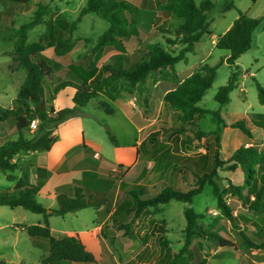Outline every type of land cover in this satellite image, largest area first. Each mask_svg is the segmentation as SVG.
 <instances>
[{
	"label": "rangeland",
	"instance_id": "1",
	"mask_svg": "<svg viewBox=\"0 0 264 264\" xmlns=\"http://www.w3.org/2000/svg\"><path fill=\"white\" fill-rule=\"evenodd\" d=\"M127 1L137 8L133 18L138 29V41L134 37L128 40L121 39L115 44L103 48L99 54L91 52V47L97 36L108 27V22L93 13H86L81 16L70 32L72 46L69 51L60 56H54L51 47L42 51V54L50 59V62L47 63L50 66V75L47 76L48 78L45 77L43 81L44 97L47 103H50L51 98H53L54 105L58 108L71 105V97L80 81L68 70L67 65L90 52L92 63L99 69L102 64L106 63L117 65L121 61V55L131 53L143 42L161 43L173 53L178 51L180 45H167L165 38L174 37L173 30L180 23L181 18L158 10V5L165 0ZM199 1L201 0H194L195 3ZM38 2L46 4V15L43 16L44 22L28 30L27 43L38 40L45 30L46 20L53 18L56 21L55 15L58 14V23H71L85 4V0H29L26 3L0 0V111L13 106V99L16 97L18 88L25 76V70L17 66L12 58L13 40L11 35L14 29L29 21ZM212 2L213 8L206 14L210 34L203 35L195 43L193 51L185 54L186 61H178L173 65V69L180 78L184 77L187 71L192 72L198 64L216 65L215 77L197 105L210 112H218L229 129H232L227 125L230 121L244 119L246 122L248 117H251L253 120H249L247 123L254 129L253 141H256V138L260 139V136L255 129L259 124L264 125L262 120L264 118V105L258 102L255 88V82H257L264 89V27L259 23L253 30L249 49L239 55L234 62L236 68L224 61L219 63L227 51L215 48L212 39L219 35L227 25L230 26V22L233 21L238 12L264 21V0H212ZM227 3H232L233 6L227 10H222V7ZM57 25L56 23L53 27L56 28ZM162 25L165 29L161 28ZM60 32L63 33V37H67L69 33L64 27L60 28ZM83 38H87L88 41ZM140 55L136 56L135 59H139ZM165 72L166 70L152 72L144 83L137 84L132 88L131 94L135 97L134 103L143 111L142 118L135 117L134 109L127 104L130 94L120 90L115 93L113 99H109L105 93H96L81 108L76 116L78 118L63 124L62 122L67 120L65 119L57 124L58 134H61L68 126L80 129L79 137L88 146L81 145L75 156L81 155L86 158L87 161L85 162H88L87 165L90 167H93L94 163L97 162L93 157V152L99 155L101 161L109 165L117 161V154L129 150L130 147L136 150V158L133 163L134 166L124 177H121L116 171H109L108 168H103L104 177L98 174L92 175L91 182L94 183L90 185L93 187V195H91L95 197L96 192L102 191L105 194V199L97 206L91 205L63 215L48 216L46 218L47 224L52 229L50 231L52 235L59 234L63 229H68L70 226L76 227V229L92 227L97 222L98 217L104 214L103 210H109L114 205L116 207L119 204V197L128 189H132L136 194L140 192L141 196L143 193L154 194L166 185L183 191L186 190L192 185L193 173L201 171L198 165L202 161V153L207 147H209L206 151L207 162L203 169L210 167L213 131L216 128L215 119L210 112L202 114L195 121V126L183 125L184 131L176 135L177 139L174 140L172 135L167 132L168 129L165 128L172 129L179 125L174 115L175 110L161 104V94L170 87V82H172L165 78ZM231 72H235L233 88L228 92V102L219 106L213 96L219 86L227 83ZM156 80L160 81L154 85ZM104 108L111 113H106ZM254 114L256 117L253 116ZM256 118L258 121H255ZM143 124L144 127H141ZM195 128L209 132V135L202 138L198 143L192 136ZM152 131L155 132V138L158 139L155 143L148 140V134ZM20 133L26 138L32 136L31 130L27 128L20 130ZM110 135L115 143L110 140ZM168 135L169 137L164 141ZM16 137L17 131L12 124L0 122V144ZM233 138L229 130L222 133V142L219 148L220 158L224 159L229 155L231 146L228 143ZM128 159L123 157L119 161L126 162ZM193 160L198 165L195 166L192 163ZM173 167L187 169V172L179 174L171 169ZM119 168L123 171V166L119 167L116 164L115 170ZM18 169L11 173L16 177H22L21 174L23 178L28 177L27 168ZM218 174L221 177L227 176L234 184L238 183L239 180V183H242V173L239 168L232 172L219 170ZM76 176L77 173L74 170L60 175L47 176L35 194L36 202L47 209L56 208L55 187L61 183L71 182ZM222 182L218 181V184L221 185ZM14 183L15 180L6 179L5 173L0 170V194L13 193ZM111 199H113L112 203H110ZM225 200L232 206L235 214L243 216L253 224H246L247 226L243 227L242 230L251 240L257 242L264 234V209L250 212L229 196H225ZM186 205L191 206L196 213L204 214L207 212L206 216L201 219V224L220 238L228 240L230 244L219 247L214 240L202 239L203 251H200V255L204 256L202 258H204L205 264H252V261L255 260L253 256L256 254H250L252 248H248L242 243L243 239L238 235L235 228L215 209V199L208 185H205L201 193L192 198L190 204L169 200L164 204L157 205L158 211L153 210L150 213L152 208L148 212L142 211V214L131 226L132 236L129 239L118 237L117 234H120L121 231L114 227L111 218L108 219L109 222L101 226V237L106 238V246L111 254H107L104 250L98 251L97 245L87 246L86 244V249L92 253L95 259L93 263L58 260L51 264H142L141 260L135 259L133 256L142 247H145L144 244H146L147 250L144 254L148 255L147 259L142 260L144 264H156L157 262L167 264L174 258L171 254H175L181 246L182 228L184 226L182 209ZM96 207L102 211L96 213ZM43 219L42 214L32 213L20 206L10 208L0 205L1 264L38 263L40 257L47 252V240L42 237L27 235L23 226L42 223ZM236 222L240 225L244 223L240 218ZM161 233L166 237L167 246L163 247L159 242L161 237L158 238V236ZM101 246L104 247V244ZM213 249L215 251L211 254ZM186 256L181 258L177 256L173 264H198V259L194 258L195 254L189 255L190 258Z\"/></svg>",
	"mask_w": 264,
	"mask_h": 264
},
{
	"label": "trees",
	"instance_id": "2",
	"mask_svg": "<svg viewBox=\"0 0 264 264\" xmlns=\"http://www.w3.org/2000/svg\"><path fill=\"white\" fill-rule=\"evenodd\" d=\"M10 1L26 3L29 0ZM213 6L212 0H201L198 3H195L194 0L162 1L158 5L159 11L174 14L181 18L180 23L173 30L174 37L165 38L167 45H180L178 51L173 53L161 43L143 42L131 53L121 55V61L117 65L106 63L102 64L99 69L91 61V52L99 54L103 48L113 45L121 39L128 40L134 37L138 41V29L133 18L137 8L127 0H85V4L80 8L77 17L71 23H58V14H56V21L53 18L45 21V30L38 40L27 43L28 30L44 22L43 16L46 15V4L38 2L29 21L13 30L11 35L13 40L12 58L17 66L25 70V76L18 88L16 97L13 99V106L0 111V122L12 124L17 131L15 139L0 144V170L5 173L6 179L15 180L13 193L0 194V205L10 208L20 206L32 213L43 215L42 223L23 226L27 235L42 237L47 240V252L40 257L37 264H51L58 260L77 263H93L95 261L92 253L86 249L76 235L53 236L46 218L50 215H63L91 205L97 206L105 199V194L98 191L93 197L91 192L80 186L62 185L55 190L56 208L47 209L37 203L34 198L41 183H30L26 178L16 177L11 173L18 168V165L13 161L14 156L20 151H47L54 141L51 133L57 124L72 116H77L81 108L96 93H105L108 97H112L113 93L120 90L130 93L135 85L143 83L152 72L162 69L169 70V80L172 82L162 95L161 102L169 109L175 110L174 115L179 123L175 128L165 129H168L167 132L176 140V135L184 131L183 125L195 126V121L202 114L210 112L199 107L197 102L200 101L205 91L210 87L215 77L216 65L198 64L192 72L181 80L177 79L173 65L178 61H186L185 54L193 51L195 43L203 35L210 34L206 14ZM232 6V3H227L222 7V10H227ZM86 13H93L106 20L108 27L97 36L88 55L82 56L67 65L68 70L79 79L80 84L71 97L72 105L54 110L43 99V81L45 77L50 75V66L47 65L50 59L45 57L42 51L47 47H51L54 56L65 54L72 46L71 30L81 16ZM53 23L58 24L56 28L53 27ZM259 23L264 27V21H261V19L252 18L238 12L230 26L214 39L213 46L215 48L227 51L225 57L219 63L224 61L236 68L235 60L249 49L251 35ZM61 27L66 28V31L69 32L67 37H63V33L60 32ZM161 28H164V26L162 25ZM83 39L88 41L87 38ZM139 54H141L139 59H135ZM233 75H235V72H231L227 83L219 86L213 96L219 106H223L228 102V92L233 88ZM255 88L258 102L264 105V89L257 82H255ZM104 110L106 113H111L106 108ZM210 113L216 122V128L213 131L210 167L203 169L207 162L206 151L209 149L207 147L201 156L202 163L199 162L198 165L194 160L192 162L195 166L198 165L201 171L193 173L192 185L186 190L183 191L166 185L151 195L143 193L141 196L140 192L136 194L132 189L122 193L119 197V204L111 211L109 216L114 222V227L121 231V238H131V226L142 211L146 210L148 212L150 208H152L150 213L153 210L158 211L157 205L164 204L169 200L190 204L192 198L201 193L205 185L210 187L211 194L215 199V209L234 228L237 226L236 220L238 218L245 222L244 225L251 222L243 216L234 214L233 208L225 200V196L237 200L247 211L257 212L264 209V145L261 148H257L252 144L239 145L226 158H220L219 133L226 125L218 112L211 111ZM33 118L37 119L35 132L34 130L31 131L32 136L29 138L23 137L20 130L26 128L29 130L28 125ZM262 120L264 121V118ZM228 125L237 128L248 138L251 137V132L246 128L244 119L234 120ZM259 126L262 127L264 136V125L259 124ZM208 135L209 132L201 131L198 128H195L192 134L193 139H196L198 143ZM168 137L169 135L164 138V141ZM109 138L115 143L111 135ZM148 140L151 143L157 142L158 139L155 138L154 131L148 134ZM118 166L122 167L121 164H118ZM236 168H239L242 173V183L239 185L233 184L229 178L221 177L218 174L219 170L234 171ZM171 169L179 174L187 172V169L182 168L173 167ZM129 170L126 168L121 171V168H119L116 172L124 177ZM218 181L223 182L219 185ZM112 200L110 203H112ZM124 210L126 212H123ZM182 214L184 226L182 228L181 246L175 254H171L174 258L167 264H173L177 256L181 258L187 255L186 257L190 258L189 255L192 254H195L194 258L198 259V264H205L204 258L200 255V242L193 241V239L214 240L220 247L230 245L228 240L220 238L201 224V219L206 216L207 212L204 214L196 213L191 206L186 205L182 209ZM237 233L243 239L242 243L246 247L253 250L264 248V234L257 242H254L243 230H238ZM159 237H161L160 244L163 247L167 246L164 234L161 233ZM156 264L166 263L157 262Z\"/></svg>",
	"mask_w": 264,
	"mask_h": 264
},
{
	"label": "crops",
	"instance_id": "3",
	"mask_svg": "<svg viewBox=\"0 0 264 264\" xmlns=\"http://www.w3.org/2000/svg\"><path fill=\"white\" fill-rule=\"evenodd\" d=\"M228 26L229 25H227L221 33H223L227 29ZM215 37L212 39V43H214ZM225 55H223V57H225ZM162 70H166V72L164 73V76L166 79L169 80V78H170V75L168 74L169 70L168 69H162ZM189 73H190V71H187L185 73L184 77L187 76ZM175 74H176V77L178 80H181L182 78H184V77L178 78V76H177L178 73L176 71H175ZM147 78H148V76H147ZM147 78L145 79V81L147 80ZM159 81L160 80H156L154 85H156ZM138 84H142V83H138ZM165 91H166V89L162 92L161 97ZM128 94H130L129 95L130 97L127 100V104L130 106V108L134 109V116L135 117L142 118V112L143 111H141L140 108H138V106L136 107V104L134 103L135 97L131 94V92ZM114 95H115V93L112 94V97H108V98L113 99ZM43 99H44L45 103L47 105H51L54 110L60 109L54 105V99L53 98H51L50 103H47V101L44 97V92H43ZM161 104L163 106H166L162 102H161ZM71 105H72V103H71ZM253 116L256 117V114H254ZM75 118H78V117H76V116L71 117V119L69 118L62 123L63 124L68 123L69 121H72V119H75ZM249 120H253V119L251 117H248L247 121L245 122V126L251 132L250 138H248L246 135L241 133L237 128L229 129V128H227V126H225L221 129V131L219 133V135H220L219 136V145L222 142V140H221L222 133L229 130L231 135L234 137L228 143V145L231 146L230 150H229L230 153L239 145L252 144V145H255L257 148H261L264 145L263 129L260 126H257L255 131L260 136V139L256 138V141H253L254 129H252L250 127V125L247 123V122H249ZM232 121H234V120H232ZM232 121H230V122H232ZM255 121H258L257 118ZM229 123H227V125ZM141 127H144V124ZM79 130L80 129H77V127L68 126L66 130H64L61 134H58L59 132H58L57 128H55L51 133L52 136L55 137L54 141L47 151H20L14 156L13 161L18 165V168H19V169L18 168L17 169L21 170V167L27 168L28 177L27 176H26L27 178L25 176L24 177L30 183L40 182L41 183L40 187L42 186V184H43L44 180L47 178V176L52 175V174H57V175L59 174L60 175L62 173L69 172L70 170H74L77 173V176L75 178H73L71 182L69 181V183H65V184L61 183L60 185L56 186L54 190H56L57 187L62 186V185H69V186L70 185H76V186H80L81 188H85L87 191L89 189V192L92 193L93 187L90 186L94 183V182H91V178L93 177L92 175L98 174L100 176H103L104 175L103 168L104 169L108 168V170H115L116 164H121L123 166V170L126 168L130 169L131 167L134 166L133 163L135 162V158H136L135 157L136 156V150L133 149L132 147H130L129 150H127L123 153L117 154L116 155L117 161H114V163L111 165L101 161V158L99 157V155L96 152H93V157H95L97 162L94 163L93 167H90V165H87L88 162H85V161H87L86 158H83L81 155L79 157L75 156L76 155L75 153L79 150L81 145H83L85 147L88 146L87 144H85V142L83 140H81V137H79ZM58 136H59V138H58ZM256 142H258V143H256ZM123 157L124 158L127 157L129 159L126 162L119 161L120 159H123ZM21 176L23 177L22 174H21ZM225 177H227V176H225ZM239 181H238V183H236V185L240 184ZM40 187H39V189H40ZM54 196H55V193H54ZM96 208H97L96 213L102 211L100 208H98V207H96ZM114 208H115V205L112 208H110L109 210L108 209L103 210L104 214H102L100 217H98L97 222L92 227H90L88 229H76V227L70 226V227H68V229L65 228L59 234H56L53 236L63 237L65 235H76L85 247H86V244H87V246L97 245L98 251L104 250L107 254H111V252L109 251V248L106 246V242H105L106 238L104 236L101 237V234H102L101 233V226L104 224H107L109 222L108 221V219H110L109 214L111 213V211ZM123 212H126V210H124ZM21 215L23 216V214H21ZM244 223H241V225L237 223L235 230L236 231L242 230L243 227H246L247 225H244ZM249 224L253 225L252 223H249ZM49 229H50V231L52 230L50 226H49ZM117 235H119L118 237H120V234H117ZM193 241H200V245H201L200 251H203V249H202L203 245L201 243V240L195 239ZM102 244H104V247L101 246ZM144 246L145 247H142L133 256V258L141 260L142 264H144V262L142 260L147 259V256H148L147 254H144V252L147 251L146 250V244H144ZM214 251H215L214 249L211 250V254ZM257 253H259V254L257 255ZM250 254H252V255L256 254V256H253V259H255V260L252 261V264H264V248L260 249V250L251 249ZM202 257H204V256L202 255Z\"/></svg>",
	"mask_w": 264,
	"mask_h": 264
},
{
	"label": "built area",
	"instance_id": "4",
	"mask_svg": "<svg viewBox=\"0 0 264 264\" xmlns=\"http://www.w3.org/2000/svg\"><path fill=\"white\" fill-rule=\"evenodd\" d=\"M36 122H37L36 118H33L30 120L29 125H28L29 130L33 131L35 129ZM113 171H117V170H113Z\"/></svg>",
	"mask_w": 264,
	"mask_h": 264
}]
</instances>
